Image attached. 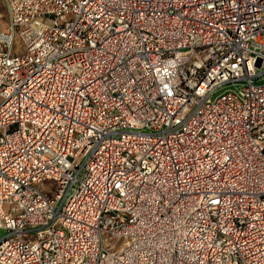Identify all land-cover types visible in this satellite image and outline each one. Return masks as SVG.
Masks as SVG:
<instances>
[{
  "label": "built area",
  "instance_id": "2783aa9c",
  "mask_svg": "<svg viewBox=\"0 0 264 264\" xmlns=\"http://www.w3.org/2000/svg\"><path fill=\"white\" fill-rule=\"evenodd\" d=\"M1 3L0 264H264V0Z\"/></svg>",
  "mask_w": 264,
  "mask_h": 264
},
{
  "label": "rangeland",
  "instance_id": "374dc122",
  "mask_svg": "<svg viewBox=\"0 0 264 264\" xmlns=\"http://www.w3.org/2000/svg\"><path fill=\"white\" fill-rule=\"evenodd\" d=\"M5 22V16H4V11H3V7H2V3L0 0V23H4ZM0 28H1V24H0ZM19 44L16 42V46H18ZM40 191L48 196V197H52L53 193L51 192V190L53 189V187L51 186V183H45L43 185L40 186ZM7 208H4V211L6 212ZM6 236V232L3 230H0V240L3 239ZM107 242L109 241H113L115 242V240H108L106 239ZM124 243V241H117L116 244L118 246H121Z\"/></svg>",
  "mask_w": 264,
  "mask_h": 264
},
{
  "label": "crops",
  "instance_id": "0c3cea01",
  "mask_svg": "<svg viewBox=\"0 0 264 264\" xmlns=\"http://www.w3.org/2000/svg\"><path fill=\"white\" fill-rule=\"evenodd\" d=\"M0 24H1V28H0V32H1L5 28V22L4 23H0Z\"/></svg>",
  "mask_w": 264,
  "mask_h": 264
}]
</instances>
